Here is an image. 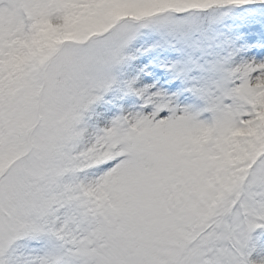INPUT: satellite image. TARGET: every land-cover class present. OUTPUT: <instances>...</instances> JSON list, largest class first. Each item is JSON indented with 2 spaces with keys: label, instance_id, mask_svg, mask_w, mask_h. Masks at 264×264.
Here are the masks:
<instances>
[{
  "label": "snow or ice",
  "instance_id": "1",
  "mask_svg": "<svg viewBox=\"0 0 264 264\" xmlns=\"http://www.w3.org/2000/svg\"><path fill=\"white\" fill-rule=\"evenodd\" d=\"M0 264H264V0H0Z\"/></svg>",
  "mask_w": 264,
  "mask_h": 264
}]
</instances>
